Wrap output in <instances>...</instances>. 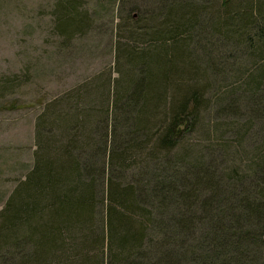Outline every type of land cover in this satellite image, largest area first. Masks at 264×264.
Instances as JSON below:
<instances>
[{"label":"rangeland","instance_id":"374dc122","mask_svg":"<svg viewBox=\"0 0 264 264\" xmlns=\"http://www.w3.org/2000/svg\"><path fill=\"white\" fill-rule=\"evenodd\" d=\"M260 8L264 12V0H0V212L34 170L50 126L53 135L59 134L56 124L61 115H76L81 121L85 111L96 117L110 111L115 137L124 135V126L133 131V139L115 140L124 153L166 130L174 107L186 97L183 87L191 90L195 116L170 156L165 157L166 150L159 151L155 160L150 151L154 145H146L140 152L133 151L130 168L107 175H115L113 181L122 185L134 182L144 190L158 170L167 168V159L172 165L182 157L188 163L206 160L216 172L221 197L235 190L238 197L255 200V190L264 188V110L247 101L251 87L264 78ZM194 11L200 13L197 24L182 29ZM70 15L78 16L81 23L73 29L67 23ZM176 26L181 30L172 34ZM178 41L185 45L177 70L190 76L175 77L177 86L166 92L150 124L139 126L135 123L138 108L125 107L130 82L133 78H164L168 70H174L169 68L163 47L157 53H141ZM174 50L176 56L182 52ZM133 54H141L138 71L131 61ZM130 117L133 124L127 122ZM78 130L79 141H83L84 131ZM62 138H58L59 145L68 140ZM112 152L113 148L108 159ZM102 160L98 165L91 163L101 169ZM201 190L214 201L220 194ZM107 204V199L99 204L100 221ZM99 224L89 241L104 231ZM65 240L68 250L62 262L89 257L99 264L108 263V252L103 253L102 246L89 245L88 249L86 243L84 251L76 254L71 238ZM6 250H0V264H19L17 251L11 249L9 254ZM261 259L264 262V255Z\"/></svg>","mask_w":264,"mask_h":264},{"label":"trees","instance_id":"16d2710c","mask_svg":"<svg viewBox=\"0 0 264 264\" xmlns=\"http://www.w3.org/2000/svg\"><path fill=\"white\" fill-rule=\"evenodd\" d=\"M178 7L183 11V7ZM259 12L264 20L261 8ZM197 18L200 13L194 11L182 29L186 26L190 29ZM67 23L72 29L81 24L76 15H70ZM178 30H181L180 26L171 32L176 34ZM260 36L264 38V27ZM184 45L178 41L170 47L158 44L154 50L142 51L141 54L157 53L163 47L169 68L174 70H168L164 78H133L130 82L128 95L124 98L127 100L125 107L138 108L137 125L147 127L150 124L166 92L171 86H177L175 77L190 76L181 75L182 72L177 70L182 63ZM174 48L182 52L178 51L176 56ZM141 54H133L131 60L137 71L138 66H142ZM172 54L178 60L172 59ZM251 88L248 105L264 110V78ZM180 89L186 97L174 107L166 130L157 139L152 135L147 141V147L152 144L155 147L150 149L155 160L159 151L166 150L168 155L165 157L170 156L195 116L191 109L194 103L191 90ZM95 92L97 94L98 90ZM106 99L110 104V97ZM106 113L96 117L93 112L85 111L82 122L76 115H61L60 124H56L59 136L53 135L54 127L50 126L51 132L45 136L41 151L37 152L34 170L12 194L7 208L0 212V250L8 249L6 253L9 254L11 249L16 250L21 260L19 264H53V259L57 264H99L90 261L88 255L82 261L62 262V254L68 250L67 236L73 241L76 254L84 251L86 243L88 249L89 245L96 249L102 246V252H108L107 264H264L261 262L264 255V188L255 190L252 197L255 200L242 199L235 190L223 198L213 166L206 160L188 163L183 157L178 158L177 165L167 159V168L158 170L160 172L150 181L146 180L144 190H139L134 182L124 185L115 182V175L108 176L107 173L115 174L118 169L130 168L133 151L140 152L146 145L143 140L136 149L131 146L124 153L120 152L115 140L122 136L133 139V131L124 126V135L115 137L111 131L112 113ZM127 122L133 124V119L130 117ZM101 126L105 130L103 135L99 132ZM78 127L84 131L83 141H79L80 136L75 131ZM88 129L91 130L89 134ZM65 136L67 142L59 145L58 138ZM112 136L114 142L111 145ZM112 148L108 159L107 154ZM98 158L103 159L101 169L92 164L98 165L101 161ZM183 187L190 191H184ZM200 188L217 190L220 194L214 201V197L204 196ZM106 199L108 204L100 221L99 204L103 205ZM253 220L257 222L253 223ZM100 222L104 231L96 236V240L89 241L101 227Z\"/></svg>","mask_w":264,"mask_h":264},{"label":"water","instance_id":"95a60500","mask_svg":"<svg viewBox=\"0 0 264 264\" xmlns=\"http://www.w3.org/2000/svg\"><path fill=\"white\" fill-rule=\"evenodd\" d=\"M137 14H134V17L136 18Z\"/></svg>","mask_w":264,"mask_h":264}]
</instances>
